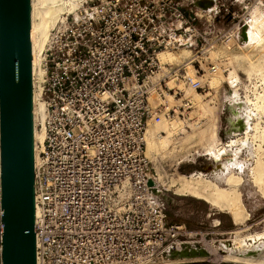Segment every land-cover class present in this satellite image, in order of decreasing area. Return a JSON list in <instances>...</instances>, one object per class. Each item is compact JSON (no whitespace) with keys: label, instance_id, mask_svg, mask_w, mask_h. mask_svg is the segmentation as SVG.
<instances>
[{"label":"built area","instance_id":"obj_1","mask_svg":"<svg viewBox=\"0 0 264 264\" xmlns=\"http://www.w3.org/2000/svg\"><path fill=\"white\" fill-rule=\"evenodd\" d=\"M197 1L96 0L50 31L32 68L33 126L43 133L34 141L36 264H170L171 251L195 245L167 219L145 134L192 108L178 83L210 92L197 78L221 69L208 52L230 50L245 27L208 41L194 24L211 10ZM256 4L264 13V0ZM183 49L195 53L180 65L159 58ZM2 233L0 191V252Z\"/></svg>","mask_w":264,"mask_h":264},{"label":"rangeland","instance_id":"obj_2","mask_svg":"<svg viewBox=\"0 0 264 264\" xmlns=\"http://www.w3.org/2000/svg\"><path fill=\"white\" fill-rule=\"evenodd\" d=\"M73 1L58 2L59 7L63 5L62 10L57 13L47 39L50 31L60 23L66 13L76 10L81 4L96 2V0H82L77 3L76 0ZM177 1L183 6L189 2ZM257 1L215 0V7L212 6L213 9L208 13L210 16L208 22H204V18L196 21L194 26L205 32L208 41L237 24L240 27L245 24V27L240 29L239 39L231 42L230 50L217 46L208 52L209 59L212 62L218 60L221 69L213 77L209 75L201 77L200 71L197 78L202 84L207 83L209 87L213 78H217L216 88L210 87L209 93L198 96L193 90L178 83L176 88L185 92L186 97L192 100L193 106L183 114V117L179 115L172 122H162L165 126L173 124L168 148L159 150L155 156L146 154L157 174L168 221L185 227L187 235L180 239L212 249L213 255L209 256L210 259L201 260L202 263L235 264L224 261L223 256L226 253L220 250L221 245L231 244V240L240 236L264 231V174L260 177L261 184L257 185L255 183L257 178L252 172L259 158L264 161V13L256 4ZM70 2L75 5H70ZM248 2L251 4L248 5ZM250 26L254 28L258 37L262 35V40L258 44L244 43L246 39H243L242 34L248 31ZM45 43L39 46L37 39L35 40V57L39 55ZM194 53L195 50L189 52L183 49L165 53L161 58L173 65H180L190 60ZM187 67L192 73L191 66L188 64ZM201 68L206 70L204 66ZM169 86L175 84L171 83ZM166 100L170 105L180 104L177 100L173 102L168 96ZM233 106L237 111L240 107L247 108L245 112L240 110L241 114L250 117V128L247 132L233 131V127L229 126ZM239 120L241 119L237 121ZM36 131L40 141L41 133L38 127ZM157 134L161 138L166 137L161 130H158ZM253 136H257L256 139L253 140ZM232 159L242 168V171H238V167L235 166L232 168L233 172L231 171L239 181L235 192L238 193L239 203L243 209L244 221L241 225L236 224L226 211H219L204 200L190 197L187 191L182 192V183L185 179L200 181L227 191L226 181L232 173L228 174L225 170L222 172V164ZM249 244L250 242L247 247L250 251L252 248ZM260 245L264 246V242ZM201 261H184L179 264Z\"/></svg>","mask_w":264,"mask_h":264},{"label":"water","instance_id":"obj_3","mask_svg":"<svg viewBox=\"0 0 264 264\" xmlns=\"http://www.w3.org/2000/svg\"><path fill=\"white\" fill-rule=\"evenodd\" d=\"M30 30L31 0H0V264H36ZM193 247L199 246L184 245L168 259L185 261Z\"/></svg>","mask_w":264,"mask_h":264},{"label":"bare ground","instance_id":"obj_4","mask_svg":"<svg viewBox=\"0 0 264 264\" xmlns=\"http://www.w3.org/2000/svg\"><path fill=\"white\" fill-rule=\"evenodd\" d=\"M59 1L60 0H31L30 41H31L32 53H33V64H32L33 71H35V67L38 61V56L35 57V40L37 39L39 46H42L45 43L47 36H48L47 35L48 31L53 26L57 13L62 10L61 7L63 5L59 7V4H58ZM77 1L80 2L82 0H76V3ZM46 2H48V4ZM201 2L205 6L204 7L205 10L209 11L215 7L214 0H201ZM70 3H71L70 5L74 4L72 2ZM261 40H262V35L258 37L255 34L254 28L250 26L248 28V31L246 32V40L244 41V43L257 42L258 44ZM164 54L165 53L160 54L159 58L161 60H164L161 58V55H164ZM215 79L217 78H213L212 83L210 84V87L212 88L217 87V84L215 83L217 80ZM34 99H35V95H34ZM40 110H41V106H40ZM240 110H242V112H245L247 108L240 107L237 111L233 106V109H231L232 115L230 118V126L233 127V131H239L243 133V132H247V129L250 128V117L247 115L241 114ZM238 119H241V120L237 121ZM172 127H173V124L172 126L171 125L165 126V124L161 123L158 125H151L147 128V131L145 134V144H146V154L148 156H155L159 152V150L163 151L168 148L169 146L168 140L171 135L170 129ZM158 130H161L162 133L166 135V137L161 138L157 134ZM40 133H41L40 134L41 140L39 141L40 137L38 136L37 131L34 128L35 145L42 143L43 133L42 132ZM256 137L253 136V140L256 139ZM34 156H35V159L37 160L36 150L34 151ZM237 164L238 162H236L234 159L229 160L226 164H222L223 165L222 172H224L225 170V172H227L228 174L232 173L233 172L232 168L235 166L238 167V171H242V168L239 167ZM252 172L254 173V176H256L257 178V180L255 179V183L257 185H260L261 184L260 177L261 175L264 174V161L262 158H259L256 161ZM226 182H227V187H228L227 191L219 189L216 186L209 185L207 183H202L200 181H194V182L187 181L185 179L183 180V183H182V190H183L182 192L187 191L190 197L204 200L205 202L210 204L212 207L218 209L219 211H223V210L226 211V213L231 215V217L233 218L236 224L241 225L244 221L242 217L243 209L239 203L238 193L235 192L239 184V181L237 177L235 178L232 173L231 175L228 176ZM248 242H250L249 245L252 248V250L250 251L248 250V247H247ZM261 242H264V231L260 233H256V234H248L245 236H240L238 237V239H233L230 242L231 244L227 243L226 245L225 244L221 245L222 249L220 250L221 251L223 250V252L226 253L225 256H223L224 261H227L230 263L264 264V246L260 245ZM190 244L191 243H184V245H190ZM194 246H196V244ZM197 246L199 247H193V250L188 251L186 253L188 255V258L184 259L185 261H189V262H195L199 260L201 261L206 258L208 259L209 256L213 255L212 249L207 248L208 246L206 247H201L200 245H197ZM214 259H215V256H214ZM181 262H184V261H181V259H176L172 263L179 264Z\"/></svg>","mask_w":264,"mask_h":264},{"label":"trees","instance_id":"obj_5","mask_svg":"<svg viewBox=\"0 0 264 264\" xmlns=\"http://www.w3.org/2000/svg\"><path fill=\"white\" fill-rule=\"evenodd\" d=\"M188 264H208V263H205V262H201V263H188Z\"/></svg>","mask_w":264,"mask_h":264},{"label":"flooded vegetation","instance_id":"obj_6","mask_svg":"<svg viewBox=\"0 0 264 264\" xmlns=\"http://www.w3.org/2000/svg\"><path fill=\"white\" fill-rule=\"evenodd\" d=\"M230 126V125H229ZM231 128V127H230Z\"/></svg>","mask_w":264,"mask_h":264}]
</instances>
